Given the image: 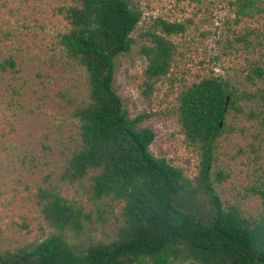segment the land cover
<instances>
[{"label": "rangeland", "instance_id": "obj_1", "mask_svg": "<svg viewBox=\"0 0 264 264\" xmlns=\"http://www.w3.org/2000/svg\"><path fill=\"white\" fill-rule=\"evenodd\" d=\"M238 0H135L142 19L132 33L129 52L116 60L114 85L131 117L144 115L139 127L156 136L150 145L194 178L199 151L185 140L177 107L179 91L210 76H222L237 90L240 109H232L217 142L213 172L228 176L215 186L225 205L249 216L262 211L264 189V0L252 15L238 17ZM77 0H0V254L15 252L58 232L43 212L44 193L74 199L84 212L71 242L88 246L111 242L123 224L121 202L90 198V172L70 181L64 174L80 143L76 108L90 97L84 67L60 43L70 28L65 10ZM164 18L185 24L171 36L176 44L168 75L153 82L147 95V32ZM12 56L16 66L2 68ZM252 77V79H251ZM249 93H252L251 95ZM191 264V263H186Z\"/></svg>", "mask_w": 264, "mask_h": 264}, {"label": "trees", "instance_id": "obj_2", "mask_svg": "<svg viewBox=\"0 0 264 264\" xmlns=\"http://www.w3.org/2000/svg\"><path fill=\"white\" fill-rule=\"evenodd\" d=\"M237 3L238 17L260 8L256 0ZM142 14L135 0H77L65 10L70 28L60 36L68 56L85 68L90 87L89 100L74 112L80 143L64 177L77 181L93 172L90 198L123 204L117 238L88 246L71 242L67 231L80 232L90 214L76 200L47 191L43 212L58 232L0 254V264H264V189L255 188L262 211L249 216L238 206L224 204L215 183L228 174L212 171L227 114L240 109L237 90L224 77L210 76L177 95L185 140L199 151L194 178L151 152L155 131L139 127L145 116L133 118L123 105L114 85L116 60L132 49V33ZM185 29L180 21L159 18L147 32L150 44L141 49L147 59L145 94L170 73L176 52L171 36ZM15 66L12 56L2 63L3 69ZM254 72L264 74L258 65Z\"/></svg>", "mask_w": 264, "mask_h": 264}, {"label": "water", "instance_id": "obj_3", "mask_svg": "<svg viewBox=\"0 0 264 264\" xmlns=\"http://www.w3.org/2000/svg\"><path fill=\"white\" fill-rule=\"evenodd\" d=\"M220 124H222V122Z\"/></svg>", "mask_w": 264, "mask_h": 264}]
</instances>
